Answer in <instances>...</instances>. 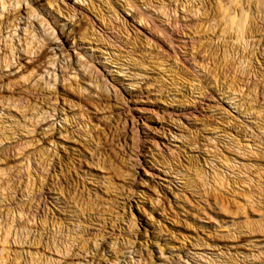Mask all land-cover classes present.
Wrapping results in <instances>:
<instances>
[{
  "label": "rangeland",
  "instance_id": "374dc122",
  "mask_svg": "<svg viewBox=\"0 0 264 264\" xmlns=\"http://www.w3.org/2000/svg\"><path fill=\"white\" fill-rule=\"evenodd\" d=\"M247 2L0 0V264H264V22L245 50L223 12Z\"/></svg>",
  "mask_w": 264,
  "mask_h": 264
},
{
  "label": "bare ground",
  "instance_id": "6f19581e",
  "mask_svg": "<svg viewBox=\"0 0 264 264\" xmlns=\"http://www.w3.org/2000/svg\"><path fill=\"white\" fill-rule=\"evenodd\" d=\"M13 0H11L12 2ZM18 3L14 2L12 7L17 6ZM5 4H2V8H5ZM9 6H11V4H9ZM226 7V5L224 6ZM194 10L190 13L194 14L195 16L197 15H201V16H205L206 15V11L204 9V6L202 3L197 4L194 8ZM184 10V6H182V11ZM264 0H255V2L249 3L247 2L246 7L244 6V8H242V12L240 14H237L236 11L231 12L229 10L228 7H226L223 12L225 14L226 17H229V27L231 30H234L237 33L236 39L237 41H241L242 43H244L245 46V50L246 47H248V43L245 41L246 40V36H247V19H248V12H252L255 16V18L260 19L261 21L264 22ZM18 25H16L15 27H17ZM79 26V25H78ZM211 26V25H210ZM209 26V30H214L216 28V26ZM79 34V32L77 33ZM37 42V43H36ZM36 44L31 46L32 44H30V47L28 46L27 49H24V52H26L27 54V62H42L43 60H47L50 57H54L56 56V53H54V50H56V45L54 43H52V41H50L49 43L48 40L46 42V40H44L42 37H38V39L36 40ZM39 44V45H38ZM255 50V49H254ZM252 50L251 53L242 54V56L240 55L237 60L234 63L233 66V70H234V74H239L240 76H254L257 77L256 73H255V67L253 64V60L256 58V53L255 51ZM49 54H51L49 56ZM260 57L264 55V53H260L259 54ZM236 57V52L235 50L232 51V55L231 57L233 58ZM51 59V58H50ZM16 60V61H15ZM20 58L17 59L14 56L11 58V61H4L5 64V68H11L13 66L12 62L15 61L17 63H19V65H21L20 63ZM53 64L54 63H50ZM237 66V68H236ZM13 72V71H11ZM44 72H42V74H44ZM235 79V78H234ZM235 86V82L233 83ZM247 87V85H246ZM241 89L243 90V87H240V91ZM250 89V87H247V91L249 92V94H256L257 92V87L255 86L253 89ZM27 222L30 223L31 220L27 219ZM26 237V236H25ZM69 246V247H68ZM66 245V254L69 255V250L72 248V245Z\"/></svg>",
  "mask_w": 264,
  "mask_h": 264
}]
</instances>
